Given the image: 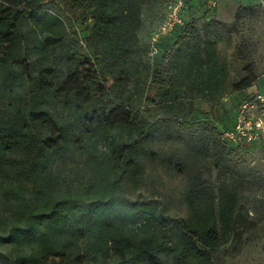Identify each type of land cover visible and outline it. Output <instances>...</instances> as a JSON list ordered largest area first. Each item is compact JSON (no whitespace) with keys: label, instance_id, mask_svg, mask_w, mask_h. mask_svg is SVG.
<instances>
[{"label":"trees","instance_id":"trees-1","mask_svg":"<svg viewBox=\"0 0 264 264\" xmlns=\"http://www.w3.org/2000/svg\"><path fill=\"white\" fill-rule=\"evenodd\" d=\"M171 1L0 0V264H169V258L221 264L219 248L238 225L239 201L225 177L243 179L246 171L215 125L193 116L198 101L218 107L257 76L245 66L232 83V28L218 21L205 32L185 21L150 59L151 35ZM82 9L90 11L84 22H93L82 40L74 32L69 39L66 28ZM246 10L238 8L235 24ZM27 33V44L45 60L63 49L65 72L42 66L34 73L17 58L20 35ZM14 90L12 103L5 95ZM238 104L221 114L222 130ZM167 129L211 148L218 167L215 186L200 175L192 179L190 220L170 221L149 203L116 194L124 176L136 177L141 144ZM121 132L128 142L116 139ZM73 146L91 158L97 193L84 190L89 172L73 170L64 175L63 193H50V167ZM126 222L138 225L140 238L125 233Z\"/></svg>","mask_w":264,"mask_h":264},{"label":"rangeland","instance_id":"rangeland-1","mask_svg":"<svg viewBox=\"0 0 264 264\" xmlns=\"http://www.w3.org/2000/svg\"><path fill=\"white\" fill-rule=\"evenodd\" d=\"M50 1L55 2V0ZM189 8L188 14L186 16L184 14L185 21L196 22L202 32H205L204 28L210 21H218L232 28L233 48L227 52L231 61L232 83L238 82L244 76L245 66H249L257 76L250 87L241 91H230L218 107H213L204 100L196 103L197 112L193 119L196 121L205 119L215 125L217 132H221L219 123L221 114L225 116L226 110L251 96L256 94L264 96V0H221L216 9L209 8L208 0H200L194 8ZM238 8H248V10L241 12V19L235 24ZM89 17L90 11L82 9L71 18L72 26L66 28L69 39L73 32L80 40L87 35L88 27L93 21L88 19L84 22V20ZM25 30L27 31L28 28ZM30 34L32 33L20 35V43L16 48L17 58L25 59V63L32 64L34 73L42 66H51L61 73L65 72L66 58L63 49H57L48 60H45L27 44ZM218 46L223 50L224 45L221 41L218 42ZM81 54L94 59L92 51L87 49H83ZM18 92L19 90H14L7 93L6 100L14 103ZM115 136L123 142L129 140L124 132ZM234 148L246 172L243 179L231 175L225 177L233 184L239 201L238 225L237 235L232 236L231 233L228 242L220 246V261L221 264H264V145L242 144ZM137 164L136 177L132 179L124 176L116 194H121L128 203L137 205L149 203L157 216L163 215L170 221L179 218L193 219L194 215L189 211L186 194L194 176L200 175L212 185L217 184L218 167L211 148L201 149L191 138L186 139L172 129L163 130L144 141L139 150ZM90 166H92L91 158L81 149L73 146L63 161L50 167L49 175L52 176L49 179L50 193L56 195L63 193L64 175L66 176L69 170L89 172L91 180L89 187L84 190L97 193L98 176L90 170ZM213 196L215 198L218 196L216 190ZM123 227L130 237L140 238L138 225L126 222ZM58 261L59 259L56 260ZM169 264H172L170 258Z\"/></svg>","mask_w":264,"mask_h":264},{"label":"built area","instance_id":"built-area-1","mask_svg":"<svg viewBox=\"0 0 264 264\" xmlns=\"http://www.w3.org/2000/svg\"><path fill=\"white\" fill-rule=\"evenodd\" d=\"M196 0H172L163 23L153 32L149 42L148 57L159 54L162 38L170 36L176 29L185 26L184 12L188 3ZM210 7L216 6L213 0ZM220 139L229 146L264 145V96L256 94L239 102L231 126L221 131Z\"/></svg>","mask_w":264,"mask_h":264},{"label":"crops","instance_id":"crops-1","mask_svg":"<svg viewBox=\"0 0 264 264\" xmlns=\"http://www.w3.org/2000/svg\"><path fill=\"white\" fill-rule=\"evenodd\" d=\"M199 1H200V0H196V1H192V2L188 3V5H187L188 7H186L187 10L185 9L186 11L184 12L185 16L188 14V11L190 10L189 7H191V8L193 7V8H194L196 5H198V2H199ZM212 1H213V0H208L209 8H210V6H211L210 3H211ZM220 1H221V0H216V6L213 7V9H216V8L219 6ZM188 9H189V10H188Z\"/></svg>","mask_w":264,"mask_h":264}]
</instances>
